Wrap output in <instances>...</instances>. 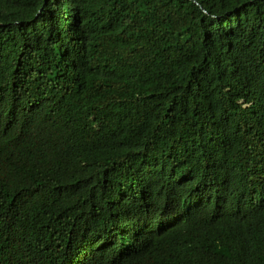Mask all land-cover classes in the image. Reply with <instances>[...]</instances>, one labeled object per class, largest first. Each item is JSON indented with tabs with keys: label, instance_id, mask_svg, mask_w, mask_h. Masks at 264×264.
Instances as JSON below:
<instances>
[{
	"label": "trees",
	"instance_id": "16d2710c",
	"mask_svg": "<svg viewBox=\"0 0 264 264\" xmlns=\"http://www.w3.org/2000/svg\"><path fill=\"white\" fill-rule=\"evenodd\" d=\"M0 264H264V0H0Z\"/></svg>",
	"mask_w": 264,
	"mask_h": 264
}]
</instances>
